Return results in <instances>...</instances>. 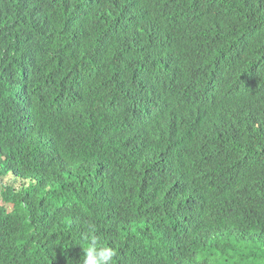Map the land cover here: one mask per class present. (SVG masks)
<instances>
[{
  "label": "trees",
  "instance_id": "16d2710c",
  "mask_svg": "<svg viewBox=\"0 0 264 264\" xmlns=\"http://www.w3.org/2000/svg\"><path fill=\"white\" fill-rule=\"evenodd\" d=\"M257 1L0 0V264H82L89 225L119 264H264V139L215 114L264 101Z\"/></svg>",
  "mask_w": 264,
  "mask_h": 264
},
{
  "label": "clouds",
  "instance_id": "9594fccd",
  "mask_svg": "<svg viewBox=\"0 0 264 264\" xmlns=\"http://www.w3.org/2000/svg\"><path fill=\"white\" fill-rule=\"evenodd\" d=\"M257 6L261 10L264 9V3H259L257 1ZM260 71V69L258 70ZM251 83V81H249ZM205 85L202 84L199 87L200 98L198 101V105H200L201 100L206 97L205 92ZM232 91V88L229 89ZM213 99H209L211 102ZM221 104V103H220ZM224 106H230L227 102ZM224 106L220 105V111L215 112V114L222 116L228 122L233 125V130L229 132H222L223 135L220 139L223 142L229 144V139L232 142H236V136L243 137L245 139L244 134L240 133L241 130L243 132L248 133H258L260 137L264 139V101L256 102L254 100L243 102L240 105L232 106V111L224 110ZM199 116V112L195 110V108H191L190 112L184 116V119L194 123ZM238 123H241V126H238ZM239 129V130H238ZM238 130V133L235 134L234 131ZM248 142V141H247ZM219 145L218 141H215ZM217 155L220 157V151H217ZM58 161H65L69 162V160H65V158L58 156L56 162ZM244 161L241 163V171L242 175L245 174L244 170ZM59 168V165H57ZM226 177H232V164L227 166L225 169ZM167 190L164 187H161L159 184L151 194L145 195V192H141L138 195V198L141 200L142 208L145 217L154 223V216L160 215L163 217V220H160L159 225H165L166 229H174L179 226H184L190 221V215L186 213L183 217H178V211H172L168 213V216L163 215V212H155L152 215L153 209L150 204H156L159 202L165 209L170 205L172 200V196L174 192L172 191V185L179 192V187L176 184L175 178L168 179L167 182ZM161 188V189H160ZM60 191V190H59ZM150 196V199L148 196ZM152 217V218H151ZM96 229L94 226H88V234L85 237L86 244L84 249V258L82 260V264H119L118 262L113 261L114 257L116 256V251L113 247L107 246L103 244L100 239L95 235ZM264 242V241H263ZM121 262V261H120Z\"/></svg>",
  "mask_w": 264,
  "mask_h": 264
}]
</instances>
